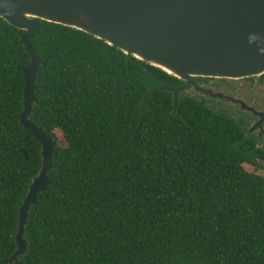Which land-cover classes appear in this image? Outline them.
Returning <instances> with one entry per match:
<instances>
[{"label": "trees", "instance_id": "1", "mask_svg": "<svg viewBox=\"0 0 264 264\" xmlns=\"http://www.w3.org/2000/svg\"><path fill=\"white\" fill-rule=\"evenodd\" d=\"M35 21L30 45L46 62L29 119L56 141L55 167L27 213L26 249L8 262L42 156L19 124L22 31L0 18V264H264V176L252 173L241 121L188 89L176 110L172 93L156 90L181 79Z\"/></svg>", "mask_w": 264, "mask_h": 264}, {"label": "water", "instance_id": "2", "mask_svg": "<svg viewBox=\"0 0 264 264\" xmlns=\"http://www.w3.org/2000/svg\"><path fill=\"white\" fill-rule=\"evenodd\" d=\"M0 18L21 30L29 55L23 69L24 91L19 124L41 146V168L32 179L18 210L16 262L26 249L23 239L28 211L51 181L55 141L29 119L36 103L35 78L45 59L30 41L43 21L83 31L127 55L181 79V87L163 88L173 95L192 87V78L242 79L264 74V0H0ZM156 91H153L155 93ZM208 96H213L210 92Z\"/></svg>", "mask_w": 264, "mask_h": 264}, {"label": "flooded vegetation", "instance_id": "3", "mask_svg": "<svg viewBox=\"0 0 264 264\" xmlns=\"http://www.w3.org/2000/svg\"><path fill=\"white\" fill-rule=\"evenodd\" d=\"M203 79L205 81L201 80L198 83L199 86L211 85V83H216L217 85H220L222 83H230V86L232 85V83L241 85L243 92L240 95H242V99L238 100L240 103H242V105L234 104L236 105L235 110H225V112L230 118L241 121L244 138L249 144L251 143L254 146L255 155H253L252 150L249 153L252 157H255L256 163L258 165V170L262 171L264 175V74L260 76L245 77L237 80L222 78ZM211 92L213 95L220 94L219 92H214L213 90H211ZM222 95L220 94V96ZM203 96L207 98V101L217 100L220 104L222 103L220 101H223L219 99V97H212L206 94H204Z\"/></svg>", "mask_w": 264, "mask_h": 264}, {"label": "rangeland", "instance_id": "4", "mask_svg": "<svg viewBox=\"0 0 264 264\" xmlns=\"http://www.w3.org/2000/svg\"><path fill=\"white\" fill-rule=\"evenodd\" d=\"M220 85H222V86H220ZM220 85H217L216 83H211V85H206V86L205 85H200V86L197 85L198 89H200L201 91H196L192 87H190L188 90L193 92V93H198V94H203V95L204 94L208 95L211 92V90H213L214 92H219L221 95L223 94L222 96H220V94H219V96H220L219 99L223 100V101H220V102H222L221 104L217 100H215V101L209 100V106L213 107L214 109H223L224 111L225 110L226 111L231 110V109L235 110L236 105H234V104L242 105V103H240L238 100V99H242V95H240V94L243 92L240 84L232 83V85L230 86V83H227V84L222 83ZM213 96H218V95H213ZM224 100H226V101H224ZM216 103H219V104H216ZM55 143H56V141H55ZM57 144L59 146H65V143L61 139L57 140ZM246 170L251 172V169H249L247 167H246ZM252 173L258 174L260 176H264L262 171H260L258 169H256L255 171L252 170Z\"/></svg>", "mask_w": 264, "mask_h": 264}]
</instances>
